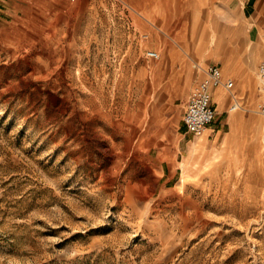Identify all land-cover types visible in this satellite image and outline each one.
<instances>
[{
  "label": "rangeland",
  "instance_id": "rangeland-1",
  "mask_svg": "<svg viewBox=\"0 0 264 264\" xmlns=\"http://www.w3.org/2000/svg\"><path fill=\"white\" fill-rule=\"evenodd\" d=\"M212 1L30 0L34 21L10 22L0 264H264V122L257 141L239 119L222 148L185 135L208 66L199 32L221 39L213 59L249 48L242 18ZM258 103L246 113L264 120Z\"/></svg>",
  "mask_w": 264,
  "mask_h": 264
},
{
  "label": "crops",
  "instance_id": "crops-1",
  "mask_svg": "<svg viewBox=\"0 0 264 264\" xmlns=\"http://www.w3.org/2000/svg\"><path fill=\"white\" fill-rule=\"evenodd\" d=\"M47 1L52 2V0ZM32 5L34 4L31 3L30 0H0V38L4 37L8 32L11 26L10 22L34 21L33 19H29V11L33 9ZM211 7L212 9L217 10H228L227 19L229 21H233L235 17L242 18L245 23L249 48L246 50L233 49L231 52H228L227 50L225 51V58L220 56L219 59H213V55L219 54L223 51L221 39L219 37L216 39L214 35H207L205 34V31L199 32V42L204 44L203 51L204 54L207 55L206 58H204L205 66L207 64L208 66L211 64L220 66L225 77L234 80V86L231 90H227L223 86L217 87L213 90V106L216 110V118L214 121L216 122L213 121L212 126L209 125L205 132L200 136L189 133L187 129L185 130V135H192L193 138H191L192 140H190V143H199L201 146H208L210 144L208 149L213 148L214 145L222 148V144L228 140L229 136L234 131V127L236 128L238 126L239 119H241L243 125L247 124L253 129L252 138L260 141L259 137L256 135L255 124L256 119L261 120L262 122H264V120L261 117L247 115L246 111H250L249 108L252 107L257 100L260 101L263 97L260 90V82L257 93L254 69L258 61V68L260 63L264 61V0H214L210 4V8ZM236 11L238 12L236 13ZM44 18L45 21H49L46 17ZM185 21L189 20L186 19ZM184 26L188 31H183L181 37L187 42V37H191L192 34L196 32L195 29H191L192 27L190 24L186 25L185 23ZM184 35H186V37H184ZM152 36L159 40L156 30L152 31ZM158 44L157 41H152V49L154 50ZM174 49L177 53L173 58L179 60L184 58V55H182L176 47ZM173 58L170 57V59ZM164 62H168L167 55H165ZM200 69L199 76L201 78L194 87L207 76L206 67L201 65ZM242 138L243 133H241L237 140L239 141Z\"/></svg>",
  "mask_w": 264,
  "mask_h": 264
},
{
  "label": "built area",
  "instance_id": "built-area-1",
  "mask_svg": "<svg viewBox=\"0 0 264 264\" xmlns=\"http://www.w3.org/2000/svg\"><path fill=\"white\" fill-rule=\"evenodd\" d=\"M146 56L152 60L160 59V53L156 50H147ZM207 76L199 82L189 93L186 99V110L183 121L189 133L200 136L216 118V110L213 106V90L223 86L231 90L234 86L232 78H226L220 66L211 64L206 67ZM258 78L262 99L258 103V111L264 115V61L258 68Z\"/></svg>",
  "mask_w": 264,
  "mask_h": 264
},
{
  "label": "bare ground",
  "instance_id": "bare-ground-1",
  "mask_svg": "<svg viewBox=\"0 0 264 264\" xmlns=\"http://www.w3.org/2000/svg\"><path fill=\"white\" fill-rule=\"evenodd\" d=\"M182 167H183V166H182ZM186 177H187V173H186V171H184V174H183L182 180L184 181V180L186 179Z\"/></svg>",
  "mask_w": 264,
  "mask_h": 264
}]
</instances>
